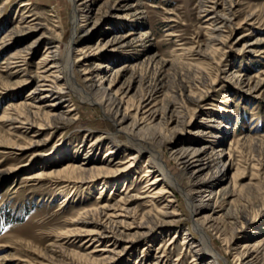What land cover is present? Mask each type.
<instances>
[{"label":"rangeland","instance_id":"1","mask_svg":"<svg viewBox=\"0 0 264 264\" xmlns=\"http://www.w3.org/2000/svg\"><path fill=\"white\" fill-rule=\"evenodd\" d=\"M215 1L92 0L86 13L88 18L83 15L72 23L71 0H0V139L11 141L0 142V150L5 151L0 152V168L13 170L0 180V264H48L51 261L71 264L67 257L74 253L90 254L101 260L106 254L103 248L112 244L111 239L105 244H86L84 236L66 235L76 228L75 220L86 210L107 204L115 207V214L121 212V205L135 208L138 221L150 207L146 194L152 188L143 192L144 184L153 181L158 171L147 167L148 154L141 153L136 148L137 142H130L127 135L105 116L101 105L95 103L98 99L96 90L88 86L83 72H90L98 63L105 67L101 71V76H106L104 86L112 77L115 81L113 91L119 90L118 95L124 93L126 100L132 97L134 105L141 96L156 92L149 106H156L159 117L168 105L183 111L180 117L173 114L175 122L168 126L171 129L166 133L168 137L155 139L145 132L146 141H141L143 147L158 152L167 169L177 174L180 190L190 191L195 196L200 193L191 187L178 162L171 157L170 142L186 145L194 143L195 138L202 139L204 144L220 141L216 143L222 146L215 156L217 164L222 166L224 158L231 162L224 171L226 182L239 172L236 180L243 186L236 187V211L232 209V212L244 207L253 219L250 224H236V232L227 224L225 233L228 239L234 236L235 240L243 241L253 238V233L260 228L264 232V0H219L227 7L233 5L236 23L223 28L224 44L212 46L217 49L212 51L209 40L215 25L208 18L212 11H203L205 7L202 6L208 8ZM219 10H223L222 4ZM251 12L255 13L249 17ZM95 17H98L97 23L92 25ZM30 19L49 27L57 40L62 38L61 55L70 42L72 31L77 32L72 57L79 62L72 80L81 87L83 97L87 92L93 94L92 100L87 101L66 90L59 110L73 105L76 118L57 129L44 126L45 129L39 131L37 125L30 128L21 125L20 128L16 127L19 123L10 125L1 121L4 114H14V108L24 101L44 68L40 64L44 43L38 45L27 61L7 60L10 54L30 44L42 32L9 34L13 30L17 32L24 21ZM256 39L260 43L254 50L244 47L246 42ZM205 53H210V57L202 55ZM84 55L89 57L84 58ZM18 64L24 66L16 69ZM231 70L237 74L235 81L225 76ZM108 74H111L109 78ZM239 77H243V81L250 79L251 90L239 87ZM190 91L196 98L203 97L204 100L199 105L189 101L186 95ZM135 108L133 106L131 110L132 116L136 115ZM209 119L212 120L209 124L212 132L196 135L197 126H203L202 123ZM132 124V118H129L123 126L132 129ZM206 128L204 124L203 129ZM99 135L105 136V140L91 156L96 158L94 163L103 164L112 156L116 168L121 169L129 162L132 166L89 182L66 180L67 175L60 170L67 165H79L85 154H91L89 145ZM111 142L115 144L116 149H112L115 153L106 157ZM17 144L26 148H14ZM166 189L174 191L176 196L174 205H177L178 215L174 218L178 222L165 227L162 234L158 230L152 231V237L139 240L124 259L115 264H153L152 256L160 250L157 246L166 244L169 259L167 262L161 260L159 264L207 263L209 256L192 261L194 252L186 243L183 245L186 236L198 241L201 234L194 230L191 212L180 191L168 185ZM169 195L154 201L157 208L165 209L162 205L166 204ZM125 198H129V204L125 203ZM134 226L135 223L131 227ZM208 232L213 239L212 245L222 256L217 263L240 264L232 243L226 242L224 236L218 238L211 228ZM149 242L151 246L146 250L145 245ZM120 243L122 241L117 245ZM143 252L146 258L141 259ZM73 262L78 264L77 260Z\"/></svg>","mask_w":264,"mask_h":264},{"label":"bare ground","instance_id":"2","mask_svg":"<svg viewBox=\"0 0 264 264\" xmlns=\"http://www.w3.org/2000/svg\"><path fill=\"white\" fill-rule=\"evenodd\" d=\"M71 1L73 5L71 14L72 23H75L76 20L83 15L88 18V14L86 13H88L87 9L89 8V4L92 0ZM220 4H222L223 10H219ZM202 7H205L203 11H212L210 17L208 18L215 25V28L213 29L214 33H212L210 36L209 44L212 51L214 49L217 50L212 46L224 44L223 28H226L227 26L231 27V25H233L236 21V16L233 12V5L227 7L226 3H220L219 0H216L212 5L208 6V8L206 5H203ZM254 13L251 12L248 14V16L252 17ZM246 19L247 17L244 19V21ZM35 20L36 19L26 20L24 21L23 25L18 28L19 30H17V32L13 30L11 33H9L13 35L17 33L25 34L42 31L39 35L34 37L30 44L22 46L21 48H18L16 52L10 54L7 60L9 62L16 58L22 62L27 61L30 54L37 50L38 45L44 43L43 57L40 59V64L44 65L42 66L44 68L40 71V78L38 82L31 90L28 91L24 101L14 108L16 114L15 112L14 114H4L1 116V121H7L10 123V125H12L11 123H19L20 126L16 127L20 128L22 126L30 128L37 125L39 126V131L44 130V126H47V128L50 129H57L61 124L72 122L76 118L73 116V111L76 110L73 105L64 111L59 110V107H61L63 103L62 94L68 90L76 93L81 99L91 101L92 93L87 92L83 97L80 94L82 90L81 87L77 86L74 80H72V78L75 79V68L79 62L72 57V45L77 32H75V30L72 31L70 42L64 47L65 50L61 55L62 38L60 37L59 40H57L54 32H52L49 27L39 23L38 21L36 22ZM96 20H98V17L93 18L92 25L97 23ZM12 35L7 36L11 37ZM122 37L123 36H120L119 38ZM116 39L117 37L114 40L116 41ZM258 40L259 39L248 41L244 47L254 50L255 46L260 43ZM206 47L208 48V46ZM202 55L207 58L210 57V53H205ZM88 57V55H84V58ZM85 60L87 61L88 59ZM21 66L24 65H16V69H19ZM108 67L109 66L107 65V68ZM103 68L105 67L98 63L95 69H92L90 72L87 70H84L83 72L84 79L88 86L96 90L95 94L98 99H96L95 103L101 105V107L104 109L105 116L110 118L113 123L119 127V131H122L127 135L130 142H137L136 148L141 153L148 154L145 163L148 165V168L151 166L156 171H158V174L153 179V181H147L144 184L145 189L143 192H147L152 188L146 194V198H148L150 202V207L147 211L141 214V217L138 221L136 220L138 212L135 208L121 205V212L115 214V207H113V205L107 204L101 207L88 209L83 213L82 217H79L75 220L77 224L76 228L69 230L66 235L75 236L77 238L84 236V242L86 244H90L91 242L105 244L107 239H111L110 243L112 244L105 245L103 250L106 252V254L101 260L96 259L90 254L85 253L84 255H80L74 253V255L71 254V256L68 255L67 257V259L72 261L71 264H74L73 261L76 260L78 264H99V262H101L100 264H115L117 260H123L125 255L132 247L135 246L137 242H139V240L152 237V231L158 230V232L162 234L161 232H165V227L172 226L178 222V219L174 218L178 215V209L176 208L177 205H174L176 202V196L174 191L169 192L166 189L167 185L177 188L181 195L185 198L188 208L191 212L194 230L201 234V238L198 241L194 238L191 239L188 236H186L185 241H183V245L186 243L187 247L191 249L192 252H194L192 255V261L199 259L202 260L205 259L206 256H209L206 264H218L217 261H219V258L222 256L218 255L219 252L217 253V249L212 245L213 239L208 232V230L211 228L212 231H215V234H217L218 238L224 236L223 238L226 240V242L229 240V242L232 243V249L236 250L235 252L238 263L264 264V232H261L262 228H260V230H256V232L253 233V238L248 237L243 241L235 240L236 237L234 236H232L231 239H228L225 233V227L227 224L232 225L233 230L236 232V224L239 222L244 225L250 224L253 223V219L247 215V210L244 207H241L238 212H232V209L235 210L236 207V187L242 188L243 186L236 180V177H238L240 174L239 172L236 173L228 183L226 182L227 179L224 175V171L226 167L231 166V162L229 158H224L222 166L217 164V159L215 156L217 155V152L222 150V146L216 145V143H219L220 141H207L204 144L202 139L195 138V140H192L194 143H189L186 145L175 144L173 143L174 141L170 142L171 157H173L178 162L180 171L187 176L191 187L193 189H198L200 193L195 196L192 195L190 191L180 190V184L178 179H176L177 174L175 175L167 169L162 156L158 152L152 150L149 147H143L141 145V141H146L145 132H148V134H150V136L152 135L155 139L168 137L166 136V133L169 132L168 129H170L168 126L175 122L174 119H172L173 114H178V117H180V113L183 111L179 110V108L176 106L168 105L163 110V114H161L159 117L156 106L154 104L149 106L152 104L154 100V94L156 92L153 95L152 93L149 94L147 97L141 96L137 102V105H134L132 102V97L126 100L123 97L124 93L118 95L119 90L113 91L112 86L114 85L115 81L112 77L109 78L111 74H108V83L106 87L104 86V80L106 76H101V71ZM16 72H18V70H16ZM225 76H227V78H229L231 81H235L237 79V74L234 70H231L230 72L228 71V74ZM6 84L8 85V82ZM238 84L241 89L251 90L250 79L243 81V77H239ZM186 97L189 101L194 102L197 105H199L200 102L204 100V98H201L200 96V98H196L191 93V91L186 95ZM42 103H44V107ZM133 106H136V115L134 116L131 115ZM129 118H132V129H128V127H125L126 125L123 126V124ZM210 122H212L211 119L206 121V123H202L203 126L206 124V129H203V126L198 125L197 130H194L196 135L205 136L207 133H211L212 126H209ZM142 133L144 134V137L141 136ZM104 140L105 136H97L95 140L89 145V152L91 154H85V156L82 158L83 161L80 162L79 165H67L63 170H60V172L67 175L68 178H66V180L71 182H89L96 179L97 177L115 175L116 173H120L122 170H125V168L132 166V162H129L128 165L121 169L116 168V163L113 164L112 156L107 161H104L103 164L94 163L96 162V158H92L91 156L94 155L95 150L98 151L101 148ZM7 141L10 140L0 139V142L2 143ZM33 143L34 142L31 140L30 145ZM13 146L14 148L19 149L26 148L24 145L20 144ZM111 146L112 147L106 152V157H109L115 153V150H112L116 149L115 144L112 143ZM0 152H3V150H0ZM33 154L35 155L37 152H34ZM134 156H136V154ZM134 156L129 158H134ZM12 171L13 170L11 169L0 168V180ZM147 171L150 172L151 170L147 169ZM145 176H147V174ZM160 184L161 186L157 189V186ZM154 186L156 187L153 188ZM167 193H170V195L167 196L166 204L162 205V208L165 209L157 208L154 201L158 198H163ZM124 200L125 203L129 204V198H125ZM122 212L124 215H122ZM122 216H124V218L119 219V217ZM115 217L118 219H115ZM128 218L134 222H126L125 219ZM220 221L222 224H220ZM134 223L135 226L133 228L131 226ZM132 228L134 230L132 232L129 231ZM256 236L258 237L255 239ZM118 241H122L123 244L120 243L117 245ZM151 242L145 245L146 250L151 246ZM169 244L171 245L172 241H170ZM166 245L162 247L157 246V249L160 248V250H157V255L152 256V260H154L153 264H159L158 262L161 260L165 262L168 261L169 258L168 254H166ZM119 247L121 248L118 249ZM142 258H146V254H144V252L141 255V259ZM63 262H66V260ZM227 262H229V260H227ZM48 264L57 263L51 261ZM194 264H196V262Z\"/></svg>","mask_w":264,"mask_h":264}]
</instances>
